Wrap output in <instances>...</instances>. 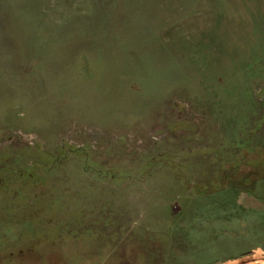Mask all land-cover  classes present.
Here are the masks:
<instances>
[{
	"label": "rangeland",
	"instance_id": "374dc122",
	"mask_svg": "<svg viewBox=\"0 0 264 264\" xmlns=\"http://www.w3.org/2000/svg\"><path fill=\"white\" fill-rule=\"evenodd\" d=\"M0 264H264V0H0Z\"/></svg>",
	"mask_w": 264,
	"mask_h": 264
}]
</instances>
